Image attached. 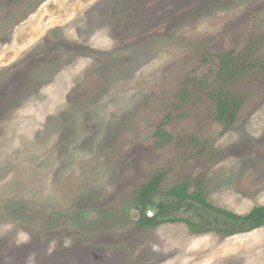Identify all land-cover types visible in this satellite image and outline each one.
Returning <instances> with one entry per match:
<instances>
[{"label":"rangeland","instance_id":"374dc122","mask_svg":"<svg viewBox=\"0 0 264 264\" xmlns=\"http://www.w3.org/2000/svg\"><path fill=\"white\" fill-rule=\"evenodd\" d=\"M183 183L264 204V0H0V264H264L198 201L142 223Z\"/></svg>","mask_w":264,"mask_h":264},{"label":"trees","instance_id":"16d2710c","mask_svg":"<svg viewBox=\"0 0 264 264\" xmlns=\"http://www.w3.org/2000/svg\"><path fill=\"white\" fill-rule=\"evenodd\" d=\"M240 102L230 95L226 101L218 100V112L217 118L221 120V122H227L228 124L231 123L235 116L238 109ZM162 175H157L156 177L152 178L147 184L142 187L141 193L139 194L138 203L140 204V210L145 209L151 203L150 196L155 189L156 185L160 181ZM166 194L173 198L172 201L158 204V209L153 216L149 214H144L141 212V220L143 224H151L155 225L162 222V219L173 220V217H167L169 212L173 210H177L180 208H185L186 211L193 210L195 208V204L193 201H198L199 203L203 204V206L216 211L217 213L223 214L226 219H224L225 228H221L218 230L223 233H232L235 230L241 231L245 229V225L248 224L249 228L260 226L264 224V204L254 206L249 212L246 214H237L225 209H221L215 207L214 205L208 203L205 198H200L197 194H190L187 189L186 184H180L169 188L166 191ZM193 200V201H192ZM160 216H163L162 219H158ZM161 218V217H160ZM184 222L189 226V228L194 232H201L203 229H198L196 224H194L189 219H185Z\"/></svg>","mask_w":264,"mask_h":264},{"label":"flooded vegetation","instance_id":"af4514ba","mask_svg":"<svg viewBox=\"0 0 264 264\" xmlns=\"http://www.w3.org/2000/svg\"><path fill=\"white\" fill-rule=\"evenodd\" d=\"M151 216V215H150Z\"/></svg>","mask_w":264,"mask_h":264},{"label":"water","instance_id":"95a60500","mask_svg":"<svg viewBox=\"0 0 264 264\" xmlns=\"http://www.w3.org/2000/svg\"><path fill=\"white\" fill-rule=\"evenodd\" d=\"M150 214V213H149Z\"/></svg>","mask_w":264,"mask_h":264}]
</instances>
